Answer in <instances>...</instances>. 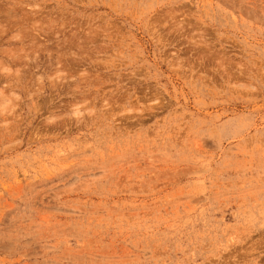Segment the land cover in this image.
<instances>
[{
	"label": "rangeland",
	"instance_id": "rangeland-1",
	"mask_svg": "<svg viewBox=\"0 0 264 264\" xmlns=\"http://www.w3.org/2000/svg\"><path fill=\"white\" fill-rule=\"evenodd\" d=\"M0 264H264V0H0Z\"/></svg>",
	"mask_w": 264,
	"mask_h": 264
}]
</instances>
